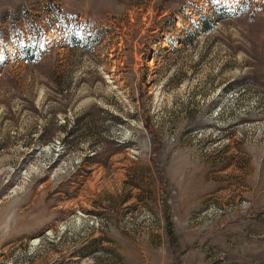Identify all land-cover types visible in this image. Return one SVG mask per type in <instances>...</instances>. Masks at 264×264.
<instances>
[{"label": "rangeland", "instance_id": "rangeland-1", "mask_svg": "<svg viewBox=\"0 0 264 264\" xmlns=\"http://www.w3.org/2000/svg\"><path fill=\"white\" fill-rule=\"evenodd\" d=\"M0 264H264V0H0Z\"/></svg>", "mask_w": 264, "mask_h": 264}, {"label": "trees", "instance_id": "trees-1", "mask_svg": "<svg viewBox=\"0 0 264 264\" xmlns=\"http://www.w3.org/2000/svg\"><path fill=\"white\" fill-rule=\"evenodd\" d=\"M168 234L171 238H174V231L171 222L168 223Z\"/></svg>", "mask_w": 264, "mask_h": 264}]
</instances>
